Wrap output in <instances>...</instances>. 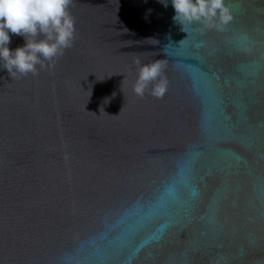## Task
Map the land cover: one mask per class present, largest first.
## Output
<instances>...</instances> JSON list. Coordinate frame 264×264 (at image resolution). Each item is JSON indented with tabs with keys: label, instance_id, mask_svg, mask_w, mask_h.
<instances>
[{
	"label": "water",
	"instance_id": "1",
	"mask_svg": "<svg viewBox=\"0 0 264 264\" xmlns=\"http://www.w3.org/2000/svg\"><path fill=\"white\" fill-rule=\"evenodd\" d=\"M163 2L73 0L55 67L0 61V264H264V0H224L222 31Z\"/></svg>",
	"mask_w": 264,
	"mask_h": 264
},
{
	"label": "clouds",
	"instance_id": "2",
	"mask_svg": "<svg viewBox=\"0 0 264 264\" xmlns=\"http://www.w3.org/2000/svg\"><path fill=\"white\" fill-rule=\"evenodd\" d=\"M170 3L175 13L172 19L181 31L185 25L222 31L232 19L224 0H170ZM72 4L73 0H0V61L11 79L36 76L39 70L55 67L65 50L73 46L76 21L69 11ZM162 4L167 7L166 0ZM10 34L22 36L24 46L10 51ZM134 63L137 78L133 94L143 98L147 93L162 99L169 85L165 63L157 60L141 65L138 58Z\"/></svg>",
	"mask_w": 264,
	"mask_h": 264
}]
</instances>
